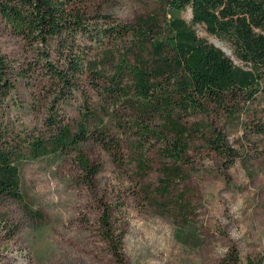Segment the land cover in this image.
Segmentation results:
<instances>
[{
  "label": "rangeland",
  "instance_id": "rangeland-1",
  "mask_svg": "<svg viewBox=\"0 0 264 264\" xmlns=\"http://www.w3.org/2000/svg\"><path fill=\"white\" fill-rule=\"evenodd\" d=\"M85 10L90 17L107 16L128 25L141 16L166 12L157 0H91ZM180 17L200 38L221 42L233 55L230 42L193 24L190 8ZM82 45L100 67L111 62L103 70L109 77L124 62L134 64L129 38ZM0 51L18 63L29 56L19 39L3 31ZM232 59L241 65L235 56ZM36 80L16 85L1 115L2 132L27 139V147L32 139L47 134L45 123L54 106L75 131L86 127L91 138L76 149L51 151L39 158L25 148L19 165L23 200L0 196V264H234L235 259L239 264H264V135L253 133L256 125L264 126L262 94L255 104L242 103L221 119L189 118L191 123L216 124L226 147L239 157L231 164L230 158L203 141L191 143L186 167L191 178L178 188L192 202L185 219L175 200L180 192L168 200L155 194L161 187L163 141L143 138L130 129L125 101L118 104L115 121L103 113L114 110L112 105L103 108L105 83L90 71L72 99H57L58 94L48 93L46 84ZM90 115L101 122L85 120ZM96 131H105L108 141L119 143L118 151L109 152L96 142ZM78 155L100 167L97 176L90 178L82 170ZM111 155H122L123 161L116 164ZM139 159L145 161L143 166ZM105 208L113 213V243L105 241L100 230Z\"/></svg>",
  "mask_w": 264,
  "mask_h": 264
},
{
  "label": "trees",
  "instance_id": "trees-1",
  "mask_svg": "<svg viewBox=\"0 0 264 264\" xmlns=\"http://www.w3.org/2000/svg\"><path fill=\"white\" fill-rule=\"evenodd\" d=\"M90 1L0 0V31L19 39L29 55L24 63H18L0 51V120L20 82L30 85L39 78L48 93L58 94L57 99H72L90 71L105 83L107 104L103 108H114L113 114L109 108L103 109L106 116L116 121L117 106L125 101L130 129L143 138L163 141L161 187L155 194L168 200L180 192L175 200L186 219L192 202L178 188L191 178L186 170L191 143L203 141L230 158L231 164L239 157L226 147L216 124L191 123L189 118L221 119L234 114L240 104L253 105L258 95L264 96V0H157L165 13L141 16L130 25L107 16L101 17L103 22L90 17L91 12L85 10ZM187 8L192 10L194 25H203L211 35L231 43L232 56L200 38L180 17ZM105 38H129L134 45V64L124 62L111 77L103 71L111 62L100 67V61H91L82 45L84 41L103 43ZM95 86L100 91L98 82ZM88 118L85 120H100L94 115ZM45 125L47 134L32 139L27 147V139L20 135L12 138L0 127V196L23 200L19 165L25 148L31 157L39 158L51 151L76 149L91 138L86 127L75 131L54 106ZM253 133L264 135V126L256 125ZM93 138L109 152L120 147L113 139L108 141L105 131H96ZM111 156L116 164L123 161L122 155ZM78 159L90 178L98 175L99 166L84 155ZM138 162L143 166L145 161ZM112 217L105 208L100 223L105 241L111 243L116 240ZM233 263L239 264V259Z\"/></svg>",
  "mask_w": 264,
  "mask_h": 264
},
{
  "label": "bare ground",
  "instance_id": "bare-ground-1",
  "mask_svg": "<svg viewBox=\"0 0 264 264\" xmlns=\"http://www.w3.org/2000/svg\"><path fill=\"white\" fill-rule=\"evenodd\" d=\"M216 45L218 46V47H220V48H222V49H224V50H226L227 52H229L228 51V49L221 43V42H216ZM229 54H230V56H232V54L229 52Z\"/></svg>",
  "mask_w": 264,
  "mask_h": 264
},
{
  "label": "water",
  "instance_id": "water-1",
  "mask_svg": "<svg viewBox=\"0 0 264 264\" xmlns=\"http://www.w3.org/2000/svg\"><path fill=\"white\" fill-rule=\"evenodd\" d=\"M217 48H219V49H221L228 57H230V54H229V52H227L226 50H224V49H222V48H220V47H218L216 44H214Z\"/></svg>",
  "mask_w": 264,
  "mask_h": 264
}]
</instances>
